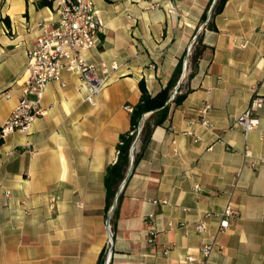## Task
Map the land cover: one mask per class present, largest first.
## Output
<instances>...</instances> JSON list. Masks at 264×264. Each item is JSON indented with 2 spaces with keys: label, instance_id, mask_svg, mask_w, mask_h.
<instances>
[{
  "label": "crops",
  "instance_id": "crops-1",
  "mask_svg": "<svg viewBox=\"0 0 264 264\" xmlns=\"http://www.w3.org/2000/svg\"><path fill=\"white\" fill-rule=\"evenodd\" d=\"M38 1L0 0V126L22 97L36 24L58 19ZM92 1L104 31L86 58L105 63L109 81L93 107L78 78L63 73L65 87L51 82L44 93V114L3 139L0 264H97L109 246V264H200L184 259L199 258L227 203L235 214L205 264H264V107L258 128L244 135L236 124L264 96V0H227L215 31L206 24L216 0ZM198 35L204 50L193 66ZM180 60L185 97L169 105L122 188L111 244L104 178L129 131L124 107L138 103L140 81L156 95Z\"/></svg>",
  "mask_w": 264,
  "mask_h": 264
},
{
  "label": "built area",
  "instance_id": "built-area-1",
  "mask_svg": "<svg viewBox=\"0 0 264 264\" xmlns=\"http://www.w3.org/2000/svg\"><path fill=\"white\" fill-rule=\"evenodd\" d=\"M55 12L58 15L56 21L42 20L36 24L38 33L35 43L26 53L27 61L23 71L25 81L22 97L9 117L1 124V139L15 131H28L31 123L44 114L41 108L44 93L51 82H56L61 87H65L66 83L62 78L63 73L78 78L77 90L84 92V101L93 107L97 106V97L109 81L107 65L105 63L96 65L86 58L87 53L95 49L100 43V37L104 31L103 22L95 9L93 1L56 0ZM191 52L192 49L189 46L186 55H190ZM186 64V61H184L183 70L186 68ZM110 68L115 69L116 66L112 64ZM177 95H179L178 84L172 89L168 102L174 100ZM261 107H264V96L254 95L251 98L249 109L237 118L236 124L242 128L244 135L258 128L259 119L255 116V112ZM124 109L128 113L132 112V107L128 105ZM145 117L146 114L138 126L129 132L130 136H134L132 145L137 141L138 146ZM202 124H205V122ZM189 134L192 133L189 132ZM118 155L119 151L116 150L115 158ZM248 157L249 152L245 147L244 158ZM194 190H199V186L194 185ZM234 214L231 203H227L220 215L216 232L208 242L203 243L198 249L199 258L187 255L184 260L189 263L205 264L210 255L219 248L217 237L229 229L228 219ZM151 218V215L147 216V219ZM195 229L198 233L204 232L206 229L205 222L203 220L199 221L195 225ZM148 242H154L153 232L149 234ZM111 257L112 253L109 246L107 247L104 264H109Z\"/></svg>",
  "mask_w": 264,
  "mask_h": 264
},
{
  "label": "trees",
  "instance_id": "trees-1",
  "mask_svg": "<svg viewBox=\"0 0 264 264\" xmlns=\"http://www.w3.org/2000/svg\"><path fill=\"white\" fill-rule=\"evenodd\" d=\"M53 0H39L37 2L38 8H51ZM227 0H216L214 5L211 8V17L207 22L206 27L209 30L215 31V26L212 22L214 16L219 14ZM206 20V13L203 14V21ZM3 21L8 23V18H4ZM204 50V46L202 45L201 36L196 37V46L195 51L192 57V63H194L197 59L200 58L202 52ZM182 72V60H180L174 69L169 81L167 84L154 96H151L145 87L143 81L138 83V88L140 91V98L136 105L132 107V112L129 114V131L127 133L121 134L119 136V143L117 144V150L119 151V155L117 157L116 162L113 165H109L106 168L104 184L107 191V207L110 208L115 197V194L124 180L129 164H130V148L134 141V136H130L129 132L135 129L140 121L142 120L145 114L150 113V116L143 121L142 130L139 135L138 142V151L134 153V161L133 166L135 167L138 163V160L146 147L149 138L151 136L152 130L161 126L163 122L167 119L169 105L171 103L180 104L185 97V94H179L175 97L174 100L168 102L170 93L172 89L176 86L180 75ZM193 73V71H192ZM191 73V75H192ZM1 130V129H0ZM4 141L0 138V147L3 145ZM120 197V196H119ZM118 197V199H119ZM117 199V200H118ZM107 249L102 250L98 256L97 264H104L106 257Z\"/></svg>",
  "mask_w": 264,
  "mask_h": 264
},
{
  "label": "water",
  "instance_id": "water-1",
  "mask_svg": "<svg viewBox=\"0 0 264 264\" xmlns=\"http://www.w3.org/2000/svg\"><path fill=\"white\" fill-rule=\"evenodd\" d=\"M210 13H211V9H210ZM136 146H137V141L132 145V147H131V149H130V164H129V168H128V171H127V174H126L124 180H123L122 183L120 184V186H119V188H118V190H117V192H116V194H115V197H114V199H113V203H112V206H111V208H110V211H109V214H108V218H107V221H106V228H107V230H108L109 240H110V243H111V244H112V234H111L110 226H109V224H110V219H111V215H112V212H113V210H114V208H115V206H116V202H117V199H118V197H119V194H120L122 188L124 187L125 183L128 181V179H129V177L131 176V173H132V171H133V168H134V166H133V161H134V150H135ZM110 251H111V253H112V249H111V247H110Z\"/></svg>",
  "mask_w": 264,
  "mask_h": 264
},
{
  "label": "rangeland",
  "instance_id": "rangeland-1",
  "mask_svg": "<svg viewBox=\"0 0 264 264\" xmlns=\"http://www.w3.org/2000/svg\"><path fill=\"white\" fill-rule=\"evenodd\" d=\"M52 7H56V0H53V1H52L51 8H52ZM51 8H50V9H51Z\"/></svg>",
  "mask_w": 264,
  "mask_h": 264
}]
</instances>
